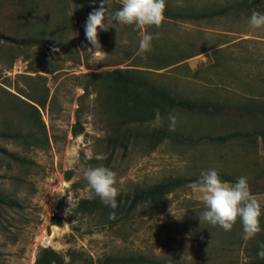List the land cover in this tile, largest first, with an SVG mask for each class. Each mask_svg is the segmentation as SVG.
I'll return each instance as SVG.
<instances>
[{
  "label": "rangeland",
  "instance_id": "1",
  "mask_svg": "<svg viewBox=\"0 0 264 264\" xmlns=\"http://www.w3.org/2000/svg\"><path fill=\"white\" fill-rule=\"evenodd\" d=\"M241 1L166 0V5L203 13L236 6ZM65 4L70 21L62 38L45 40L29 52L30 59L22 55L0 79V86L20 95L16 89L29 88L32 76L46 83L50 101L55 98L52 107L41 110L51 139L49 148L24 151L12 143L0 142V147L21 152L32 162L21 168L0 156V193L20 204L16 209L0 207V264H34L45 233L53 238L50 248L67 260L68 251L73 250L94 259L117 252H140L185 264H244V244L240 245L237 236L240 223L231 231L201 223L198 216L205 206L189 186L169 195L164 212L144 218L136 215L134 221L121 228L102 229L98 218L82 217L75 214V209L81 199L91 197L84 172L100 165L116 173L117 187L125 193L166 178H199L209 169L244 176L264 206L262 142L258 153L248 156L237 144L220 147L205 141L189 146L166 141L153 152L143 146L121 150L110 162L107 124L94 95L81 103L84 91L79 78L89 71L151 67V71L164 74L165 81L180 93L191 97H263L264 28H251L250 16L244 14L183 21L165 17L161 27L146 29L151 34L159 33V38L153 40L151 51L142 53L139 40L144 30L113 22L109 31H99L98 39L106 54L95 56L88 51L92 45L85 36V23L100 2L66 0ZM111 4L115 11L120 0H111ZM175 54L192 57L178 67L156 70L154 57ZM31 64L39 71L33 72ZM79 113L84 132L74 136L72 129ZM175 115L176 128L189 132L217 134L220 128L218 119L179 112ZM101 154L105 159L97 160L95 157ZM254 161L260 165L258 173L263 172L260 178L254 173ZM68 198L72 201L71 214L65 215L70 207ZM54 216L61 218V225L52 224Z\"/></svg>",
  "mask_w": 264,
  "mask_h": 264
},
{
  "label": "trees",
  "instance_id": "2",
  "mask_svg": "<svg viewBox=\"0 0 264 264\" xmlns=\"http://www.w3.org/2000/svg\"><path fill=\"white\" fill-rule=\"evenodd\" d=\"M65 3L66 0H0V79L3 78L4 71L12 69L15 61L22 55L30 59L29 52L42 46L45 40L52 37L62 38L70 21ZM253 11L264 13V0H243L236 6L203 13L177 10L167 5L164 15L183 21L234 13L251 16ZM189 55L154 57L157 64L155 68L162 70L176 66L192 57ZM150 69L129 67L89 71L79 78V85L84 91L81 103L84 98L94 95L97 107L107 124L106 143L111 150L110 162L121 150L143 146L148 152H153L166 141L189 146H197L205 141L220 147L237 144L248 156L258 153L260 142L264 149V96H242L240 99L191 97L180 93L173 84L166 82L164 74ZM31 70L39 71L34 64H31ZM29 79L37 80L32 76ZM40 79L47 78L40 76ZM34 81L28 84L27 89L17 88L20 95L0 86V142L12 143L24 151L47 149L51 144L41 110L47 109L49 105L52 107L55 98L50 101V89L45 82ZM154 109L160 111L162 119L159 123L155 120ZM177 112L218 119L217 126L220 128L217 134H196L176 127L175 131H170L169 123L166 122L168 115ZM76 118L72 129L74 136L84 132L80 113ZM0 156L21 168L32 163L21 152H12L4 147H0ZM253 166L256 177L260 178L263 172L258 173L256 169L260 165L254 161ZM218 174L223 180L232 183L239 178L228 173ZM198 179L166 178L129 193L120 191L117 196L118 207L115 210L103 205L99 197L91 192V197L79 201L75 214L98 218V226L102 229L121 228L134 221L136 215L144 218L164 212L168 207L169 195ZM0 207L16 209L20 208V204L12 196L0 193ZM261 207L264 209V206ZM113 211L116 213L114 220L109 219V214ZM51 221L54 225H61V218L58 216H54ZM261 226V233L247 241L243 239L242 226L239 229L237 236L240 245L244 244L247 257L244 264H264V259L257 255L259 243L264 242V216L261 217ZM67 256L69 260L52 248H42L34 264H185L140 252H117L94 259L70 250Z\"/></svg>",
  "mask_w": 264,
  "mask_h": 264
},
{
  "label": "clouds",
  "instance_id": "3",
  "mask_svg": "<svg viewBox=\"0 0 264 264\" xmlns=\"http://www.w3.org/2000/svg\"><path fill=\"white\" fill-rule=\"evenodd\" d=\"M92 3H95V0H92ZM166 7V0H120V7L112 11L111 0H101L99 7L93 8V11L88 14L85 23V36L92 45L88 51L93 52L95 56L106 54L102 51V45L98 39L99 31H109L113 28V22L144 30L139 40V51L142 53L151 51L152 42L159 38V33L151 34L146 29L162 26ZM248 24L253 29L264 28V13L253 11ZM57 50L54 49V51ZM154 112L155 120L159 123L162 119L160 111L154 109ZM168 120L169 130L175 131L176 115L170 113ZM95 158L103 160L105 156L101 154ZM84 178L88 189L99 197L103 205L113 210L118 207L117 196L120 189L117 187L114 171L103 165L89 167L84 172ZM189 187L198 194L199 200L205 206V210L198 216L201 223L207 222L214 227H221L224 231H231L239 221L243 230V239L246 241L261 233V217L264 216V209L251 192L247 177L241 176L232 183L223 180L217 170L209 169L202 171L199 179ZM60 195L64 196V194ZM68 202L70 207L65 210V215L71 214L70 198ZM109 219H116L115 211L109 214ZM258 247L257 255L260 259H264V242L259 243Z\"/></svg>",
  "mask_w": 264,
  "mask_h": 264
},
{
  "label": "built area",
  "instance_id": "4",
  "mask_svg": "<svg viewBox=\"0 0 264 264\" xmlns=\"http://www.w3.org/2000/svg\"><path fill=\"white\" fill-rule=\"evenodd\" d=\"M52 244H53V238L45 233L41 241V246L43 248H50Z\"/></svg>",
  "mask_w": 264,
  "mask_h": 264
}]
</instances>
